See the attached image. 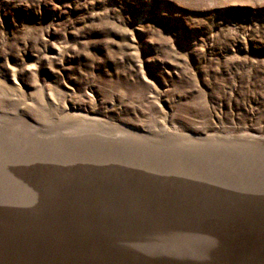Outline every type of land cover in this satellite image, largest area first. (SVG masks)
Returning <instances> with one entry per match:
<instances>
[{"label": "rangeland", "instance_id": "rangeland-1", "mask_svg": "<svg viewBox=\"0 0 264 264\" xmlns=\"http://www.w3.org/2000/svg\"><path fill=\"white\" fill-rule=\"evenodd\" d=\"M0 264H264V0H0Z\"/></svg>", "mask_w": 264, "mask_h": 264}]
</instances>
